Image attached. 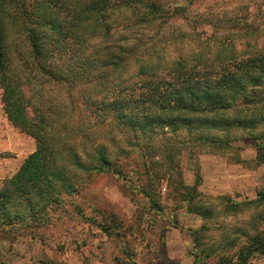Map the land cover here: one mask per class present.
<instances>
[{"label": "trees", "instance_id": "1", "mask_svg": "<svg viewBox=\"0 0 264 264\" xmlns=\"http://www.w3.org/2000/svg\"><path fill=\"white\" fill-rule=\"evenodd\" d=\"M162 3L0 0L3 111L35 141L0 181V231L50 223V202L78 194L104 173L130 183L137 177L157 209L166 180L177 205L205 223L264 203V189L241 202L204 196L196 165L204 150L224 153L243 138L255 145L256 164L264 163V27L243 26L210 45L176 46L174 39L185 41L194 30L178 23L186 18L180 6L169 12ZM182 153L194 167L192 185L181 177ZM249 224L242 264L264 253V213ZM222 239L231 245L228 235Z\"/></svg>", "mask_w": 264, "mask_h": 264}, {"label": "rangeland", "instance_id": "2", "mask_svg": "<svg viewBox=\"0 0 264 264\" xmlns=\"http://www.w3.org/2000/svg\"><path fill=\"white\" fill-rule=\"evenodd\" d=\"M161 1L169 12L180 6L186 18L178 23L186 32L194 30L185 41L174 39L176 46L210 45L221 36L243 33L246 27H264V0ZM178 23L174 32L179 30ZM0 104L4 116L0 119L9 122L1 90ZM11 128L14 151H0V181L11 176L35 148L32 137L13 125ZM180 155L182 180L192 185L194 167L185 153ZM255 156L256 147L248 138L234 141L224 153L204 150L196 164L201 175L198 191L204 196H228L236 202L254 199L258 190L264 189V163L256 164ZM131 180L110 173L93 176L78 194L63 195L61 201L48 204L50 223L37 225V230L24 228L23 233L8 227L1 230L0 264H242L240 254L251 230L250 219L257 212L264 213V203L258 210L242 206L240 211L216 215L205 223L197 213H186L177 205L166 180L158 188L162 209L150 208L138 189L139 179L134 176ZM203 222L208 227L198 235L195 229ZM220 222L226 224L221 227L225 230L214 228ZM193 234L198 235L197 242ZM225 234L232 243L224 247ZM248 262L264 264V253L249 254Z\"/></svg>", "mask_w": 264, "mask_h": 264}, {"label": "crops", "instance_id": "3", "mask_svg": "<svg viewBox=\"0 0 264 264\" xmlns=\"http://www.w3.org/2000/svg\"><path fill=\"white\" fill-rule=\"evenodd\" d=\"M1 111V104H0ZM4 117L0 114V118ZM12 126V125H11ZM10 123L7 122L5 118L0 119V151L8 149L9 151H14L15 146V132L12 130ZM16 160L15 158H8L6 160ZM20 162V161H19Z\"/></svg>", "mask_w": 264, "mask_h": 264}]
</instances>
